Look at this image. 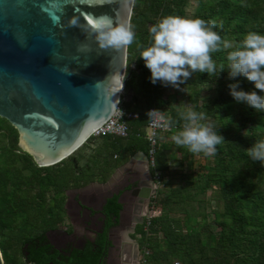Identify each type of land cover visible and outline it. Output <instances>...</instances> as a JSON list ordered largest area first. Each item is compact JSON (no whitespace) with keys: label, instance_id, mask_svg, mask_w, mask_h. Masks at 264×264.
<instances>
[{"label":"trees","instance_id":"obj_1","mask_svg":"<svg viewBox=\"0 0 264 264\" xmlns=\"http://www.w3.org/2000/svg\"><path fill=\"white\" fill-rule=\"evenodd\" d=\"M189 2L134 0L130 23L135 38L127 48L124 83L130 99L124 100L123 95L120 103L138 117L126 121L125 138L104 135L89 140L100 139L111 157L119 156L120 164L136 151L148 153L145 137L150 107L173 118L165 140L156 146L152 168L163 174V180L170 179L156 191L150 218L137 231L141 254L148 251L147 264H264V162L253 160L247 152L255 141L264 139V110L236 102L228 89L229 83L238 82V87L250 90L253 83L243 75L229 76L227 53L231 49H222L212 56L225 69L215 76L193 72L181 85L185 106H179L173 94H164L165 85L150 82L149 69L138 57L151 43L150 26L170 14L188 17ZM192 16L215 20V30L233 42H242L249 31L264 33V0H196ZM209 84L212 87L207 88ZM186 107L205 112L224 136L214 155L193 153L172 139L183 127L180 112ZM73 156L53 166L37 167L17 146L16 130L0 118V251L4 264L47 262L46 251L36 247L38 241L31 242L25 260L21 247L36 231L43 232L62 218L63 189L79 184L70 160ZM175 165L181 169L176 176ZM51 190L53 203H46L45 192ZM98 258L99 254L87 248L73 253L70 264H98Z\"/></svg>","mask_w":264,"mask_h":264},{"label":"water","instance_id":"obj_2","mask_svg":"<svg viewBox=\"0 0 264 264\" xmlns=\"http://www.w3.org/2000/svg\"><path fill=\"white\" fill-rule=\"evenodd\" d=\"M58 2L0 0V118L37 167L72 156L124 93L128 45L105 47L97 36L130 22L134 0H72L53 18L46 8Z\"/></svg>","mask_w":264,"mask_h":264},{"label":"flooded vegetation","instance_id":"obj_3","mask_svg":"<svg viewBox=\"0 0 264 264\" xmlns=\"http://www.w3.org/2000/svg\"><path fill=\"white\" fill-rule=\"evenodd\" d=\"M101 143L89 140L84 150L70 158L79 184L63 189L62 218L22 244L24 260L31 242L38 241L37 249L46 251L44 264H70L73 253L87 248L99 254L98 264H139L137 231L156 193L148 156L136 151L117 164L119 156L111 157ZM135 155L138 158L129 163ZM53 197L54 191L45 192L46 203H53Z\"/></svg>","mask_w":264,"mask_h":264},{"label":"clouds","instance_id":"obj_4","mask_svg":"<svg viewBox=\"0 0 264 264\" xmlns=\"http://www.w3.org/2000/svg\"><path fill=\"white\" fill-rule=\"evenodd\" d=\"M216 23L215 20H205L199 16L170 14L152 24L149 28L151 43L142 48L138 56L149 69L150 82L181 88L193 72L215 76L225 69V65H218L212 53L231 49L227 53L229 76L243 75L254 87L244 90L238 87V82H232L228 84L230 95L236 102L264 110V33L249 31L242 42H233L223 39L215 30ZM134 38L133 26L126 20L101 30L97 36L102 46L117 48L131 44ZM125 78L126 75L117 82V92L123 89ZM210 87L212 84L207 88ZM180 116L183 127L172 136L174 142L187 146L193 153L214 155L216 146L225 138L215 124L206 118V113L186 107ZM147 117H151L159 127L168 128L173 123V118L159 108L149 109ZM247 152L253 160L264 162V139L255 141Z\"/></svg>","mask_w":264,"mask_h":264},{"label":"built area","instance_id":"obj_5","mask_svg":"<svg viewBox=\"0 0 264 264\" xmlns=\"http://www.w3.org/2000/svg\"><path fill=\"white\" fill-rule=\"evenodd\" d=\"M124 100L126 99L124 98ZM152 108L154 107H150L149 109ZM137 117H138L137 113L127 111L125 107L119 102L113 116L103 126H101L98 130H96L93 136L99 137L104 135H112L119 138H125L128 135V125L126 121L136 119ZM170 129L171 127L164 128L157 126L153 122V119L151 117H148L145 138L149 143L147 156L151 169L154 167V153L156 150V146L159 142L165 140V135L170 131ZM162 182H163V174L159 171H154L153 186L156 191L161 187ZM149 218H150V214L148 212V214L146 215V219ZM143 254H140L139 264H147L145 260V255L148 254V251L145 250ZM173 264H180V263L175 261L173 262Z\"/></svg>","mask_w":264,"mask_h":264},{"label":"rangeland","instance_id":"obj_6","mask_svg":"<svg viewBox=\"0 0 264 264\" xmlns=\"http://www.w3.org/2000/svg\"><path fill=\"white\" fill-rule=\"evenodd\" d=\"M195 2H196V0H190V2H189V6L187 7V15H188V17H191V14H192L193 9L195 7ZM164 94L166 96L167 95L169 96V95L173 94L175 96L177 102L179 103V106H182V105L185 106V100H184L185 99V95H184V92H183V90L181 88H175V87H172L171 85H168V86L165 87ZM123 95H122L123 98H125L127 100L128 97H129V93L126 94L124 92ZM169 155L172 156V157L176 156L175 152H172V153L169 152ZM175 168L176 169H175V172L173 173V175L176 176V175H178L180 173L181 169L178 166H176V165H175ZM169 179H170L169 176H167V178L166 177L164 178L163 182L164 181L167 182V181H169ZM207 198H210V192H208ZM210 204H211L210 206L214 205L213 201L210 202ZM208 211H210V207H209ZM209 218H212V215L210 213H209Z\"/></svg>","mask_w":264,"mask_h":264},{"label":"snow or ice","instance_id":"obj_7","mask_svg":"<svg viewBox=\"0 0 264 264\" xmlns=\"http://www.w3.org/2000/svg\"><path fill=\"white\" fill-rule=\"evenodd\" d=\"M72 0H59L55 7L48 6L46 8L47 12L53 17H56L57 12H59L66 4L71 3Z\"/></svg>","mask_w":264,"mask_h":264},{"label":"bare ground","instance_id":"obj_8","mask_svg":"<svg viewBox=\"0 0 264 264\" xmlns=\"http://www.w3.org/2000/svg\"><path fill=\"white\" fill-rule=\"evenodd\" d=\"M132 261V260H131ZM135 261V260H134ZM133 264V263H132Z\"/></svg>","mask_w":264,"mask_h":264},{"label":"crops","instance_id":"obj_9","mask_svg":"<svg viewBox=\"0 0 264 264\" xmlns=\"http://www.w3.org/2000/svg\"><path fill=\"white\" fill-rule=\"evenodd\" d=\"M129 99V98H128Z\"/></svg>","mask_w":264,"mask_h":264}]
</instances>
